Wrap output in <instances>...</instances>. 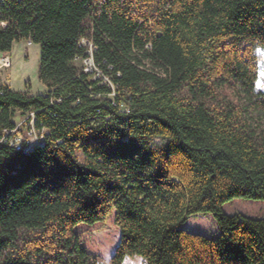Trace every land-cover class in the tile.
<instances>
[{"label": "trees", "instance_id": "1", "mask_svg": "<svg viewBox=\"0 0 264 264\" xmlns=\"http://www.w3.org/2000/svg\"><path fill=\"white\" fill-rule=\"evenodd\" d=\"M24 40L46 91L0 86V140L18 113L48 131L0 143V264H98L78 227L112 213L111 264H264V216L224 210L264 200V0H5L0 52ZM199 213L217 237L184 229Z\"/></svg>", "mask_w": 264, "mask_h": 264}, {"label": "rangeland", "instance_id": "2", "mask_svg": "<svg viewBox=\"0 0 264 264\" xmlns=\"http://www.w3.org/2000/svg\"><path fill=\"white\" fill-rule=\"evenodd\" d=\"M21 42L26 45L24 50ZM21 42L14 45L11 55L13 66L0 74L1 83L19 91L26 88L35 93L41 92L44 86L39 79L41 47L39 44L32 46L27 40ZM256 51L260 65L258 87L264 91V49L257 48ZM77 63L80 66L83 64L81 61ZM19 116L22 119L23 115ZM19 116L15 119L17 123L21 120ZM224 210L229 214L242 213L250 217H262L264 216V200L238 198L226 204ZM183 227L193 233L209 237H217L220 234L216 218L210 213H199L189 217ZM78 231L82 243L96 258L98 264H111L120 239V230L114 224V213L103 223L94 226L82 224L78 227ZM124 264H144V259L140 256L129 257Z\"/></svg>", "mask_w": 264, "mask_h": 264}, {"label": "built area", "instance_id": "3", "mask_svg": "<svg viewBox=\"0 0 264 264\" xmlns=\"http://www.w3.org/2000/svg\"><path fill=\"white\" fill-rule=\"evenodd\" d=\"M4 1L5 0H0V4H3ZM1 25H5V23H1ZM27 41L30 44L32 43L31 40ZM80 47L86 49L87 55L84 57H77L76 61H81L83 63L81 66L84 68L85 72L91 74L95 80L101 79L104 83H110V79L104 76L94 61V52L97 48L96 45L91 40L82 38L80 40ZM12 66L13 58L11 54L9 52H0V73L12 68ZM47 131V128H36L35 114L30 113L23 115L22 119L18 123L16 122V127L14 129L5 130L0 143H9L18 151L30 153L44 142Z\"/></svg>", "mask_w": 264, "mask_h": 264}, {"label": "crops", "instance_id": "4", "mask_svg": "<svg viewBox=\"0 0 264 264\" xmlns=\"http://www.w3.org/2000/svg\"><path fill=\"white\" fill-rule=\"evenodd\" d=\"M21 44H22V49L24 50V47L26 46L23 42H21ZM35 43H31V45L33 46ZM30 44H29V47L31 46ZM13 51V50H12ZM12 51L11 52H9L11 55H12ZM6 71V70H5ZM1 74V73H0ZM0 83H1V79H0ZM1 85H3L2 83H1ZM15 90V89H14ZM26 90H29L31 93H33V94H39V93H43V92H45L46 91V86L44 85L43 86V89H42V91L41 92H38V93H35V92H33L31 89H23L22 91H26ZM20 114L18 113L17 114V116H19ZM19 118L21 119V117L19 116Z\"/></svg>", "mask_w": 264, "mask_h": 264}, {"label": "clouds", "instance_id": "5", "mask_svg": "<svg viewBox=\"0 0 264 264\" xmlns=\"http://www.w3.org/2000/svg\"><path fill=\"white\" fill-rule=\"evenodd\" d=\"M144 264H147V261H145Z\"/></svg>", "mask_w": 264, "mask_h": 264}]
</instances>
